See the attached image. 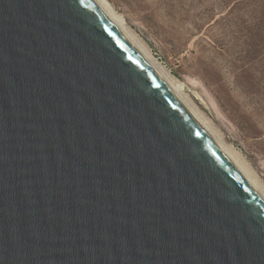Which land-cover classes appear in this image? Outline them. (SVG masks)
<instances>
[{
	"label": "water",
	"instance_id": "1",
	"mask_svg": "<svg viewBox=\"0 0 264 264\" xmlns=\"http://www.w3.org/2000/svg\"><path fill=\"white\" fill-rule=\"evenodd\" d=\"M0 264H264V202L91 0H0Z\"/></svg>",
	"mask_w": 264,
	"mask_h": 264
},
{
	"label": "rangeland",
	"instance_id": "2",
	"mask_svg": "<svg viewBox=\"0 0 264 264\" xmlns=\"http://www.w3.org/2000/svg\"><path fill=\"white\" fill-rule=\"evenodd\" d=\"M264 190V0H105Z\"/></svg>",
	"mask_w": 264,
	"mask_h": 264
},
{
	"label": "bare ground",
	"instance_id": "3",
	"mask_svg": "<svg viewBox=\"0 0 264 264\" xmlns=\"http://www.w3.org/2000/svg\"><path fill=\"white\" fill-rule=\"evenodd\" d=\"M98 9L104 14V16L111 22V24L119 31V33L134 47V49L142 56V58L152 67V69L159 75L167 88L175 95V97L184 106L187 112L195 119L205 133L210 137L218 149L223 155L235 166V168L246 178L256 194L264 202V190L257 183L252 173L249 172L244 164L241 163L237 154L228 146H225L214 133L211 126L201 116V114L195 110V108L189 103L184 93V84L176 81L169 73H167L163 67H161L148 53L146 48L139 42V40L129 31L125 26L122 17L114 12L111 6L105 0H91Z\"/></svg>",
	"mask_w": 264,
	"mask_h": 264
}]
</instances>
